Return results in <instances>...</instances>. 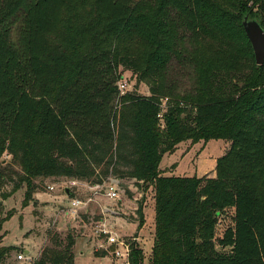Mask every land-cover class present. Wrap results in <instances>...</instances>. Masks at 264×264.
Returning a JSON list of instances; mask_svg holds the SVG:
<instances>
[{"label": "trees", "instance_id": "trees-1", "mask_svg": "<svg viewBox=\"0 0 264 264\" xmlns=\"http://www.w3.org/2000/svg\"><path fill=\"white\" fill-rule=\"evenodd\" d=\"M246 14L264 26V0H0V186L5 153L26 199L40 177L113 175L154 190L150 264H264V64ZM176 64L195 72L184 93L168 85ZM124 70L151 93H121ZM214 138L230 141L215 175L160 169L179 142ZM52 240L34 264H74L75 235Z\"/></svg>", "mask_w": 264, "mask_h": 264}, {"label": "rangeland", "instance_id": "rangeland-1", "mask_svg": "<svg viewBox=\"0 0 264 264\" xmlns=\"http://www.w3.org/2000/svg\"><path fill=\"white\" fill-rule=\"evenodd\" d=\"M260 17L263 13L255 10ZM171 72L168 85L175 92L184 93L192 89L195 72L192 66L175 65ZM125 91H136L139 94L149 95L150 85L147 81L138 80L130 70L123 71ZM171 97H163V107H168L167 102ZM230 147V141L223 138H214L208 141L183 140L178 143L172 152L164 153L160 169L166 174L189 176L215 175L217 158L224 155ZM2 175L4 181L0 186V219L11 214L3 224L0 232L2 239L0 244L11 247L8 255H5L0 264H34L41 256L43 249L51 245L54 233L66 238L69 232L76 237L74 245V264H119L114 256V247L108 245L106 236L98 230L101 220L113 224L115 230L122 237L138 236V249L142 250L143 264H150L151 250L155 235V198L153 188H149L145 195L130 182L127 183L130 192L120 190L117 199L106 196H97L91 204L88 212H82L72 217L66 212L70 197L78 195L85 197L89 190L87 181L80 180V184L73 186V178L65 176L40 177L36 180L37 188L30 199H26V184L13 190L19 180L21 168L17 161L12 160L8 153L3 155ZM76 179V178H74ZM54 186V189L51 188ZM71 192L68 193L67 189ZM144 196V197H143ZM143 203V223L139 220L138 208ZM221 218L217 226L216 236H222L225 227L230 223V215ZM217 248L223 250L218 244ZM26 249L29 251L27 252ZM227 250V249H224ZM30 254L33 258L30 263L27 260L18 259L21 252Z\"/></svg>", "mask_w": 264, "mask_h": 264}, {"label": "built area", "instance_id": "built-area-1", "mask_svg": "<svg viewBox=\"0 0 264 264\" xmlns=\"http://www.w3.org/2000/svg\"><path fill=\"white\" fill-rule=\"evenodd\" d=\"M125 86L126 85L124 83H120L119 87L121 93L126 92L124 89ZM162 108L164 111L165 108L163 107V104ZM163 111L159 114L160 116H162ZM80 182V180L73 178L70 183L71 185L76 186L80 184ZM86 186L89 193L85 197H80L78 195L70 197L66 212L72 217H76L82 212H88L91 204L95 202L97 196H106L110 199H117L119 197L120 190L122 189L121 179L113 175H109L101 181L94 183L87 182ZM51 188L54 189V186H51ZM98 230L101 234L106 236L107 244L114 247V256L119 260V264H131V252L133 248L137 247L138 236L132 235L129 237H122L115 230V226L113 224L109 225L106 220L100 221ZM17 257L20 260H27L30 263L33 260L32 256L24 251L19 253Z\"/></svg>", "mask_w": 264, "mask_h": 264}, {"label": "water", "instance_id": "water-1", "mask_svg": "<svg viewBox=\"0 0 264 264\" xmlns=\"http://www.w3.org/2000/svg\"><path fill=\"white\" fill-rule=\"evenodd\" d=\"M243 25L252 44L255 60L258 65L264 64V26L249 14L244 16ZM69 193V188L67 189ZM28 252V251H27Z\"/></svg>", "mask_w": 264, "mask_h": 264}, {"label": "crops", "instance_id": "crops-1", "mask_svg": "<svg viewBox=\"0 0 264 264\" xmlns=\"http://www.w3.org/2000/svg\"><path fill=\"white\" fill-rule=\"evenodd\" d=\"M165 172V174H166V171H164ZM169 175V174H168ZM176 175V174H175ZM26 251H29L28 249H26Z\"/></svg>", "mask_w": 264, "mask_h": 264}]
</instances>
